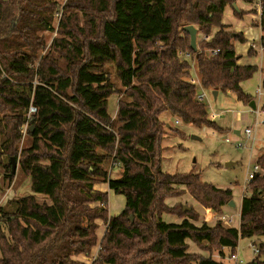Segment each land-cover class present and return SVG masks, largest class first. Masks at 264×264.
I'll return each instance as SVG.
<instances>
[{"label":"trees","instance_id":"obj_1","mask_svg":"<svg viewBox=\"0 0 264 264\" xmlns=\"http://www.w3.org/2000/svg\"><path fill=\"white\" fill-rule=\"evenodd\" d=\"M237 1L67 0L51 44L66 63L62 68L51 51L40 59L38 54L46 48L44 32L55 30V0H0V167L12 184V160L18 163L32 192L0 207L9 234L0 227V264H85L75 258L92 257L97 247L93 264H223L190 254L187 241L233 255L241 239L261 241L249 264H264V174L249 184L235 228L220 220L196 225L194 212L166 205L185 194L175 189L184 186L202 207L223 214L233 200L231 189L204 183L193 171L170 174L162 168L167 132L181 133L164 114L181 126L225 132L209 119L182 53L195 61L204 90L252 100L242 84L258 68L238 64L235 43L247 41L222 23ZM74 9L84 12V27ZM190 25L202 36L219 30L194 51L184 30ZM260 28L264 33V11ZM117 93L113 119L108 104ZM31 106L37 111L27 121ZM27 122L32 142L21 148ZM111 161L122 168L117 178L106 169ZM258 162L264 170V158ZM98 183L124 196L123 212L109 216L108 195L94 190ZM165 213L181 222H165ZM99 222L106 225L102 236Z\"/></svg>","mask_w":264,"mask_h":264},{"label":"rangeland","instance_id":"obj_2","mask_svg":"<svg viewBox=\"0 0 264 264\" xmlns=\"http://www.w3.org/2000/svg\"><path fill=\"white\" fill-rule=\"evenodd\" d=\"M55 2L58 7V12L55 13L53 17V27L55 30L53 32H44L46 48L38 54L40 59L41 56H44L51 51L53 56L57 59L60 67L65 68L66 63L64 59L58 50H52L51 44L56 37H59V35L57 36V28L65 14H63V8L67 0H55ZM2 7L3 5L0 4V15ZM263 11L264 10H261L260 0H251L250 2L238 0L234 7L226 10V13L223 16L222 23L226 26V31L241 33L246 39H248V41L246 40V44L235 43L237 54H240V56L242 55L243 59L254 58L248 55L247 51L250 50L249 45L251 46L255 43L259 46L262 41L264 33L261 31L260 22ZM236 12H239L240 14H237ZM72 13L77 17V24L80 27H84L85 22L83 18L86 17L84 12L74 9ZM66 14H69V12ZM71 17L74 19L73 16ZM218 30L219 28L217 27L213 28V32L210 36L213 37ZM203 39L204 36L198 32L197 43L199 44ZM181 58L190 63L191 75L188 80L192 83H196L197 94L199 96L204 94L203 102L208 111L209 119L214 121L218 127V123H220V125L226 129L221 128L225 131L221 132L208 128L199 129L191 126H181L179 121L164 114L163 118H165V120L173 127H177L181 133H175L174 131L167 132L166 137L163 140V148L165 150L163 153L162 168L170 174L189 173L193 171L201 175V180L204 183L212 184L220 189H231L234 192L233 201L236 202L237 206L234 209L227 206L223 210V214H216L213 211L202 207L188 193V190L184 186H179L175 189L180 192L185 190V194L177 198L167 199L166 205L169 208L179 205L191 209L186 212H194L193 215L197 220L192 221L196 225L206 223L210 226H214L219 220H221V217L225 215L233 216L235 214V223L227 224L222 221L223 225L234 227L239 218L240 200L243 196H249L251 194L249 187L246 185V179L249 173H253L254 166H260L258 159L260 157L264 158V125L261 124V122L264 121V113L261 109V105L264 104V89L261 84V81L264 79V74H262L261 69L258 68L261 66V61L258 58L251 60L252 63L256 62L255 64L258 70L250 80L242 84L243 91L246 94L251 95V101H254L257 105L256 110H251L249 104L238 101L236 95L233 93H219L215 98L212 90H204L199 83H197L195 61L188 54L182 53ZM262 58V62H264V55ZM256 59L257 61H255ZM110 70L112 80L115 82L118 89H120L119 81L115 76V69L111 67ZM260 88L263 89H261L262 95L258 96L256 92ZM120 99L121 95L119 93L112 95L109 99L108 109L109 114L113 119L117 116ZM213 116H215V120L218 123L213 120ZM27 128L28 127H26L24 132L23 127L21 128L23 132L20 144L21 148L28 147L32 142L31 137L27 133ZM247 128H251L254 131L250 138L244 134V131ZM234 129H236L240 135H236ZM192 135L198 136L200 140L192 139ZM226 139H229L231 142H226ZM238 143H241L243 147H238ZM229 163L231 165L227 166ZM106 169L110 178H117L122 170V168L113 163V161L109 162ZM260 172L262 175L264 174L262 168ZM6 175L8 174H6L5 170L0 167V207H5L11 200L32 195L30 178L24 175L19 168L18 163H16V172L12 184L4 179ZM94 190H97L96 185L94 186ZM36 197L40 202L45 201L49 203V201L41 195H37ZM124 199L125 198L122 195L110 194L108 197V212L111 215L119 213V206L123 204ZM162 219L165 222L174 219H176L177 222L180 220L177 216L168 213L163 214ZM99 225L100 229L98 234L102 236V233L106 229V225L102 222H99ZM0 227L9 238L7 225L3 222L1 216ZM260 243L261 241L256 239H243L240 241L238 253L241 259L244 260L245 264H249L258 257L252 254V249L249 245L251 244L255 247H259ZM188 252L204 258L210 257L218 262H221L222 258L230 253L229 251H226L223 252L222 255L218 250L210 252L204 251L193 243H189ZM75 260L82 261L83 263L90 261L89 258L85 257L75 258ZM226 262L227 261L224 263ZM192 264L197 263L194 262Z\"/></svg>","mask_w":264,"mask_h":264},{"label":"built area","instance_id":"obj_3","mask_svg":"<svg viewBox=\"0 0 264 264\" xmlns=\"http://www.w3.org/2000/svg\"><path fill=\"white\" fill-rule=\"evenodd\" d=\"M260 2H261V10H263V8H262V0H260ZM209 39H211V36H204V39H203V40H204V41H208ZM249 49L252 50V51L260 52V53H263V52H264V46L262 45V42L260 43L259 46H257L255 43H253L251 46L249 45ZM209 53H210L211 55H216V54L218 53V50L209 51ZM188 55H189V54H188ZM258 95L261 96V95H262V92L258 91ZM203 97H204V94L201 95V96H199L198 98H199L200 100L203 101ZM36 111H37L36 108L33 107V106H31V107L29 108V111H28V114H27V121L30 120V117H31L34 113H36ZM261 124L264 125V121H262ZM26 127H28V122L25 124V126H23V132H24V130L26 129ZM21 132H22V130H21ZM23 132H22V134H23ZM253 132H254L253 129H251V128H247V129L244 131V134H245L248 138H250V137L252 136ZM239 135H240V134H239ZM226 142H231V141H230L229 139H226ZM237 142H238V141H237ZM237 146H238V147H243V145H242L241 143H238ZM260 171H261V168H260L259 165L254 166V171H253V173H249V175H248V177H247V179H246V185H247L248 187H249V184L251 183V181L254 179V177H255L256 175H260V174H261ZM233 218H234L233 216H227V215H225V216L221 217V220H220V221L226 222L227 224H231V223H233V221H234ZM249 246H250L251 249H252V254H253L254 256L257 257V256L260 254V249H259V247H255V246H253V245H251V244H250ZM99 251H100V248L97 247V248L95 249L94 254L92 255V257H85V258H89V259H90V261H88V262L85 263V264H93L94 260H95V259L97 258V256H98ZM228 260H229V263H228V264H245V263H244V260L241 259V258L239 257V255H238L237 252H236L235 254H233V255H229V256H228ZM81 262H82V261H81Z\"/></svg>","mask_w":264,"mask_h":264},{"label":"crops","instance_id":"obj_4","mask_svg":"<svg viewBox=\"0 0 264 264\" xmlns=\"http://www.w3.org/2000/svg\"><path fill=\"white\" fill-rule=\"evenodd\" d=\"M233 10V9H232ZM246 39V38H245ZM247 41H248V39H246ZM247 43V42H246ZM252 51V50H251ZM248 52V51H247ZM252 53H254V56H252V57H254V58H258L260 61H261V66H259L258 68H260L261 69V73L262 74H264L263 72V67H264V65H263V63L264 62H262V60H263V55H264V53H260V52H257V51H253ZM239 55V57H240V59H239V61H238V64L239 65H241V66H245V65H255L256 66V62H251V60L252 59H254V58H247V57H245V58H247V59H243V57H242V55L240 56V54H238ZM246 55H247V53H246ZM255 61H257V59L255 60ZM264 80V79H263ZM263 80L261 81V84H262V82H263ZM198 81V80H197ZM197 83H199V82H197ZM262 88H260V89H258L257 90V95H258V91H262L261 90ZM219 95V92H217V95H216V97ZM214 96V95H213ZM259 96V95H258ZM215 97V96H214ZM215 97V98H216ZM255 105H256V103H255ZM263 106V104L261 105V107ZM256 109H257V105H256ZM255 109V110H256ZM251 110H253L252 108H251ZM263 113H264V111H262ZM221 116V115H220ZM244 116V115H243ZM213 120H215V116H213ZM216 121V120H215ZM217 122V121H216ZM218 123V122H217ZM218 125H219V127L220 128H225V127H223V126H221L220 125V123H218ZM226 129V128H225ZM237 132V130L236 129H234V133L236 134V135H239V134H237L236 133ZM231 165V164H230ZM96 188H97V190H99L100 192H103V193H106L107 195H108V197L110 196V194H115L112 190H110L109 189V187H108V184H106V183H99V184H96ZM233 192V191H232ZM233 194H234V192H233ZM244 197V196H243ZM242 201V199L240 200V202ZM125 204H126V200L124 199V201H123V204L121 205V206H119V209H120V211H119V213H116L115 215H111L110 213H109V216H117V215H119L121 212H123V210L125 209ZM235 205L237 206V204H236V202H235ZM240 205H241V203H240ZM225 209V208H224ZM239 212H240V209H239ZM239 214V218H240V213H238ZM233 215V214H232ZM233 219H234V221H233V223H235V221H236V217H235V214L233 215ZM239 218L237 219V224H236V226H234L235 228H239ZM167 222H173V223H180L181 222V220H179L178 222H177V220L176 219H174V220H171V221H167ZM243 239H241V240H239V243H240V241H242ZM187 243H188V245H189V243H191L190 241H187ZM238 249H239V245H238V248H237V253H238ZM226 251H229V249H224V252H226ZM229 255H230V253H229ZM229 255H226V256H224L223 258H222V261H221V263H223V264H228L229 263V260H228V256ZM238 255H239V253H238ZM239 257H240V255H239ZM241 258V257H240ZM225 261H227L226 263H224Z\"/></svg>","mask_w":264,"mask_h":264},{"label":"water","instance_id":"obj_5","mask_svg":"<svg viewBox=\"0 0 264 264\" xmlns=\"http://www.w3.org/2000/svg\"><path fill=\"white\" fill-rule=\"evenodd\" d=\"M184 30H185V32H187L190 35L191 48L194 51H197V45H198V43H197V35H198L197 28L195 26H193V25H190V26H186L184 28ZM213 95L216 97L217 91H213ZM249 107L252 108L253 110H255L256 109L255 102L251 101L249 103ZM236 133L239 134L238 131ZM192 139L200 140V138L198 136H196V135H192ZM227 166H230V163L227 164ZM12 171H13V173L16 172V163H15L14 160H12ZM228 207L234 209L236 207L235 202L233 200L230 201V203L228 204ZM184 210L187 211V210H191V209H189L186 206H184Z\"/></svg>","mask_w":264,"mask_h":264}]
</instances>
